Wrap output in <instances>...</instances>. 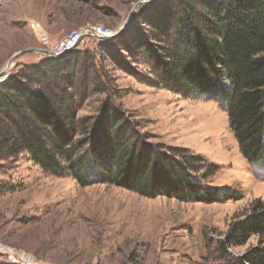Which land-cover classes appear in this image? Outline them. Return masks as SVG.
I'll list each match as a JSON object with an SVG mask.
<instances>
[{"label":"rangeland","instance_id":"374dc122","mask_svg":"<svg viewBox=\"0 0 264 264\" xmlns=\"http://www.w3.org/2000/svg\"><path fill=\"white\" fill-rule=\"evenodd\" d=\"M138 1L0 0V71L19 51L35 50L15 59L8 76L51 56L38 51L32 20L55 40L87 25L108 27L111 38L84 37L76 50L93 55L107 90L93 93L79 114L95 115L112 100L140 119L153 141L187 147L216 164L212 185L241 197L207 204L81 186L70 174L45 172L24 152L0 168V243L47 264H244L258 237L229 246L226 235L256 201L264 203V164L242 154L221 102L149 84V56L140 46L159 43L167 21L161 3L168 1L138 7L122 29ZM0 264H10L8 256L0 254Z\"/></svg>","mask_w":264,"mask_h":264},{"label":"trees","instance_id":"16d2710c","mask_svg":"<svg viewBox=\"0 0 264 264\" xmlns=\"http://www.w3.org/2000/svg\"><path fill=\"white\" fill-rule=\"evenodd\" d=\"M167 1L159 43L140 46L149 56V84L221 102L242 154L263 165L264 0ZM76 50L16 67L0 81V168L26 152L45 172L70 174L81 186L207 204L241 197L212 185L216 164L187 147L153 141L142 121L112 100L95 115H80L93 93L107 90L93 55ZM252 236L260 244L244 264H264L260 200L229 225L226 242L236 246Z\"/></svg>","mask_w":264,"mask_h":264},{"label":"built area","instance_id":"2783aa9c","mask_svg":"<svg viewBox=\"0 0 264 264\" xmlns=\"http://www.w3.org/2000/svg\"><path fill=\"white\" fill-rule=\"evenodd\" d=\"M30 27L36 32V35L41 43V50L43 52H48L42 54L56 57L68 54L78 48L84 37L94 36L101 39H107L105 37H110L113 34L108 27L101 25H87L71 31L62 38L55 40L39 21L32 20ZM36 28L38 30H36ZM0 254L8 256L10 264H47L39 261L30 253L23 251L19 252L1 243Z\"/></svg>","mask_w":264,"mask_h":264},{"label":"water","instance_id":"95a60500","mask_svg":"<svg viewBox=\"0 0 264 264\" xmlns=\"http://www.w3.org/2000/svg\"><path fill=\"white\" fill-rule=\"evenodd\" d=\"M157 1H158V0H140V1H138V2L134 5V8H133V10H132V12H131V14H130L128 20L124 23V26L122 27V29L128 25L129 21L132 19L133 15H134V13H135V11L137 10L138 7H140V6H142V5H145V4H152V3H155V2H157ZM122 29H121L119 32H121ZM118 34H119V33H118ZM115 36H116V35H115ZM111 37H112V35H111L110 37H105V38L108 39V38H111ZM34 51H35V50H24V51H19V52L15 53V54L9 59V61H8V63H7V66H6L2 71H0V80L6 79V78L8 77V73H7V71H8V69H9V67L12 65V63L15 61V59H17L19 56H21V55H23V54H26L27 52H34ZM38 51H39L40 53H48V52H46V51L43 52L41 49H39Z\"/></svg>","mask_w":264,"mask_h":264}]
</instances>
